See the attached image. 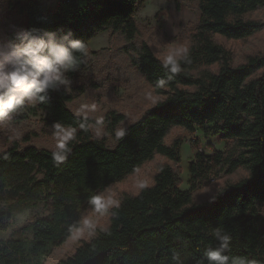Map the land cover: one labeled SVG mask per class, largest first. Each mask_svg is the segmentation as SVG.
<instances>
[{
  "label": "trees",
  "instance_id": "obj_1",
  "mask_svg": "<svg viewBox=\"0 0 264 264\" xmlns=\"http://www.w3.org/2000/svg\"><path fill=\"white\" fill-rule=\"evenodd\" d=\"M8 1H25L24 30L36 29L45 39L54 34L65 46L73 40L84 44L83 52L74 51L76 70L66 73L70 87L50 89L45 101H36L46 112L47 125L69 127L73 136L60 148L47 149L24 145L31 140L29 133L0 153V201L43 200L54 207L50 216L33 223L28 251L37 264L82 226L86 208L110 214L108 225L96 227L90 239L57 264H184L186 255L195 264H209L205 252L221 244L215 229L231 237L224 252L229 264H264V54H249L236 65L232 50L218 38L247 39L262 31L264 20L254 13L264 8V0H188L199 9L198 20L184 33L182 52L168 59L148 41L136 42L141 33L135 17L139 0ZM50 1L57 5L52 8ZM103 31L123 38L131 63L164 96L125 125L114 146L95 137L92 125H106L108 135L115 136L125 113L112 109L97 121L69 107L86 91L81 72L89 41ZM16 32L9 39L19 43ZM12 114V119L23 120ZM175 127L219 133L226 141L213 154L196 153L189 189L181 188L183 138L167 141ZM157 154L169 160L158 165L152 184L138 193L124 191L115 206L100 202L101 191L127 179ZM240 167L250 177L204 202L195 201L194 190L211 175ZM8 227L0 212V233ZM25 251L18 240L0 239V264H33Z\"/></svg>",
  "mask_w": 264,
  "mask_h": 264
},
{
  "label": "rangeland",
  "instance_id": "obj_2",
  "mask_svg": "<svg viewBox=\"0 0 264 264\" xmlns=\"http://www.w3.org/2000/svg\"><path fill=\"white\" fill-rule=\"evenodd\" d=\"M25 1L0 0V41H10L11 31L24 30L26 16L21 11ZM52 8L56 1H50ZM136 20L140 26V36L136 42L148 41L157 54L168 59L178 55L183 49V36L199 17V9L188 0H139ZM254 17L264 20V8L257 10ZM219 40L229 47L236 65L245 62L249 54H264V29L247 39H226L218 36ZM124 40L121 36L110 31H103L89 41L87 66L81 72V79L85 83L86 91L77 100L70 102L69 107L79 115L90 116L102 121L108 111L116 109L126 114V120L120 125L115 136L108 135L106 125H92L94 136L106 139L108 144L117 143L121 129L137 119L150 107L154 106L164 96L155 93L153 86L142 77L137 68L131 63L128 55L123 51ZM94 52H99L94 54ZM217 65L214 68L217 69ZM21 116L23 120L2 119L0 122V153L8 149L14 140H22L31 133V140L24 145H35L39 148L58 149L73 136V129L47 125L46 112L35 101L12 114ZM35 133V134H33ZM182 137L181 144V188L189 189L190 165L196 159V153L208 154L224 149L226 141L219 133H207L198 128L189 132L185 128L175 127L167 137L172 141L175 137ZM169 159L157 154L127 179L117 182L101 191L99 200L109 207L119 203L124 191L138 193L145 184L154 182V175L158 165ZM248 173L243 167L228 173L223 172L218 177L206 179L194 190L196 202L210 199L219 190L237 182ZM52 203L43 200H22L19 198H5L0 201V212L9 222L6 231L0 233L4 241L18 240L24 244V256L33 264L37 258L31 255L28 247L33 239V223L39 217H47L53 213ZM264 217V209L261 213ZM82 226L76 228L72 235L62 244L55 246L45 255L42 264H57L61 259L72 254L84 239H90L95 234V228L107 226L110 214L99 212L93 208H86L82 213ZM184 264H195L189 255L184 256Z\"/></svg>",
  "mask_w": 264,
  "mask_h": 264
},
{
  "label": "clouds",
  "instance_id": "obj_3",
  "mask_svg": "<svg viewBox=\"0 0 264 264\" xmlns=\"http://www.w3.org/2000/svg\"><path fill=\"white\" fill-rule=\"evenodd\" d=\"M37 32L36 29L16 32L19 43L0 41V119H9L11 113L26 103L45 101L50 89L71 85L66 73L76 70L74 51L83 52V42L73 40L65 46L55 41L54 34H47L49 38L45 39ZM53 127L58 128L59 124ZM245 177H250V173ZM213 234L221 244L205 252L209 264H229L230 257L224 252L230 247L231 237L220 229Z\"/></svg>",
  "mask_w": 264,
  "mask_h": 264
},
{
  "label": "built area",
  "instance_id": "obj_4",
  "mask_svg": "<svg viewBox=\"0 0 264 264\" xmlns=\"http://www.w3.org/2000/svg\"><path fill=\"white\" fill-rule=\"evenodd\" d=\"M213 153H214V152H213ZM213 153H210V154H213ZM212 177H213V175H211V176L209 177V179L212 178Z\"/></svg>",
  "mask_w": 264,
  "mask_h": 264
}]
</instances>
